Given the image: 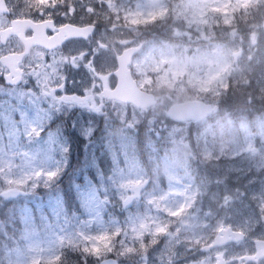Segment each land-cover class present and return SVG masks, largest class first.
Returning a JSON list of instances; mask_svg holds the SVG:
<instances>
[{
    "label": "rangeland",
    "instance_id": "374dc122",
    "mask_svg": "<svg viewBox=\"0 0 264 264\" xmlns=\"http://www.w3.org/2000/svg\"><path fill=\"white\" fill-rule=\"evenodd\" d=\"M22 1L46 9L54 8L53 2H59ZM255 4H262L264 8V0H74L72 8L78 7L84 14L95 17L100 26L108 20L103 27V33L108 35L102 43L111 44V47L98 50L100 66L98 70H89L90 76L80 75L84 71L81 66L72 75L83 87L98 84V79L92 76L105 72L107 62L118 49L126 44H138L143 37L145 47L134 61V71L142 86L159 90L164 105L199 97L210 101L220 92L235 95L241 88L239 92L243 94H255L252 98L259 100L258 107L262 106L259 122H264V43L261 41L264 9L257 14V9L252 7ZM166 9L171 10L177 20L169 27L161 26L163 20L159 19ZM160 29H173V34L167 36ZM57 59L59 55L45 56L36 51L32 58L33 68L23 87L0 84V240L10 239V245L0 242V264H99L100 260L112 256L122 264H213L216 254L228 255L229 252V260L237 259L243 252H234L229 246L209 253L196 250L211 243H205L211 241V232L224 227L229 220L243 227L264 225V157L257 155L258 151H264V146L253 141L257 123L233 120L234 112L224 109L221 112L224 116L210 121L217 128L230 122L228 136L216 141L214 136L206 134L204 126L196 130L189 128L191 125L169 124L163 117V110L141 117L127 106L105 103L113 117L98 119V122L88 118L86 124L84 108L74 104L63 106L50 96L49 84ZM69 70L74 69L70 66ZM73 86L78 88L79 85L73 82ZM92 88L87 87L85 91L91 92ZM224 94L219 99L223 104L229 96L222 98ZM54 114L60 117L55 122L72 121L82 136L91 137L90 144H96V153L78 166L84 175L79 171L75 176L70 175L75 171L72 167L64 171V165L59 164L62 160L52 156L57 150L47 148L46 138L38 139L32 133L33 129L39 131L42 119L48 120ZM122 115L129 119H145L149 129L144 126L139 132L146 134L158 130L160 140L164 136L165 140L169 139L164 145L168 154L180 159L187 156L194 138L205 135L210 147H215V152H211L216 156L224 153L221 159L215 158L210 163L213 186L210 192L225 193L232 199L236 197L232 192L242 185L239 180L247 173L251 178L254 172L256 180L253 177L245 181L244 186L249 193H258L259 199L244 209L242 205L237 206L227 218L223 216L218 220L219 213L211 207H205L201 213L199 207L192 205L199 192L190 188V181L177 176V168L165 169L164 190L157 178L148 183V176L135 165L113 167L107 164L102 175L99 174L93 167L100 152L115 158V151L119 150L114 145L104 149L101 143H105L107 136L121 134L124 128L135 131L133 125L139 123L120 122L118 117ZM226 115L232 116L231 119ZM206 124L205 129L208 126L211 129L210 123ZM63 127L56 124L57 129ZM260 127L263 126L259 125L258 129ZM191 132L189 140L187 136ZM258 136L263 143L262 128ZM54 140L60 143L61 137L55 135ZM201 151L204 157L208 156L205 146ZM89 167H92L90 171ZM240 172L244 175L240 176ZM105 174L109 178H105ZM96 175L101 178L98 180ZM58 179L74 180L75 187L72 183L64 189L46 187ZM92 180L101 188L99 196L95 194ZM37 184L41 186L39 192L35 191ZM25 185L27 190H24ZM151 185L154 187L149 188ZM21 190L33 192L29 195L32 199L26 197L25 204L10 210L12 214L5 219L1 214L9 209L6 202L15 192L21 194ZM44 195L50 199L53 213L51 219L39 222L33 212V199H43ZM211 220L215 224L210 223ZM192 225L196 229L203 227L202 232L204 229L205 232L186 233ZM245 247L248 246L241 248Z\"/></svg>",
    "mask_w": 264,
    "mask_h": 264
},
{
    "label": "flooded vegetation",
    "instance_id": "af4514ba",
    "mask_svg": "<svg viewBox=\"0 0 264 264\" xmlns=\"http://www.w3.org/2000/svg\"><path fill=\"white\" fill-rule=\"evenodd\" d=\"M7 2L10 5L11 13L10 15H4L0 13V32L7 27L11 25V22L13 20H18L23 22L25 19H33L35 22H40L44 19H52L55 22V25L57 27H60L65 22V18L63 16H59V18L56 17H41L38 16L39 14L38 10L36 9H28L26 13H23L22 4L15 3L14 0H7ZM79 24V23H77ZM18 34L11 35L5 44L1 42V36H0V56H3L5 54L10 53H20L24 50V43L20 36H23L24 38H30L34 34V30L29 26V24H21L20 30H18ZM48 35H51L55 32V30L50 31L48 30ZM36 51L42 52L45 56L49 55H56L58 54L63 58L62 60H57L56 70L52 71L53 74V80L50 84L55 82L58 75L60 78H62L61 84L64 87V92L70 93V94H83L87 95L89 97V101L91 102L96 96L99 95L98 92V86H95L92 88L91 92H86V87L82 86L81 82L76 79L74 75H72L78 68V66H81L84 70V72L92 70L99 61L98 56V44L96 39H90V40H82V39H72L69 40L64 46L61 48H58L54 51H48L42 47H34L30 49V53L24 58L23 62L21 63L20 67L24 71V77L26 81V76L28 78L29 72L33 68L32 66V58ZM71 58V59H70ZM63 61V67L60 71V65ZM70 66L74 70H69ZM0 70H2L0 74V81L3 80L4 75L7 71V69L4 67H0ZM102 83L104 85L112 86L114 84V76L110 75H101ZM72 81V82H71ZM73 82H76L79 86L78 88L73 86ZM49 84V85H50ZM19 88V87H15ZM92 99V100H91ZM73 104V103H69ZM77 105L78 104H74ZM79 107L83 108L84 105H79ZM257 195H251V200H257ZM253 252V251H252ZM262 261H264V257L253 260L250 264H260Z\"/></svg>",
    "mask_w": 264,
    "mask_h": 264
},
{
    "label": "water",
    "instance_id": "95a60500",
    "mask_svg": "<svg viewBox=\"0 0 264 264\" xmlns=\"http://www.w3.org/2000/svg\"><path fill=\"white\" fill-rule=\"evenodd\" d=\"M5 9V6L3 3L0 4V10ZM92 28H86L83 29V32L87 34L90 32ZM79 30V29H78ZM79 32V31H78ZM78 32L73 33L74 35H77ZM43 40L41 38H37L34 43H31L33 45L36 44H42ZM138 50V48H132L128 49L124 55L121 58L122 62V69H121V78L123 81V84L125 86L121 87V96H126V99L128 100H135L137 98V93L135 90V86L131 81V77L126 71V65L128 64L130 57ZM125 87H128L125 90ZM210 112H212V107L210 105L204 104L202 101H188L184 103H177L171 106L169 114L177 119V120H186V119H195V120H200L204 118L206 115H208ZM222 241L216 242V244H221ZM100 264H119V262L114 259V258H108L103 261H101Z\"/></svg>",
    "mask_w": 264,
    "mask_h": 264
},
{
    "label": "snow or ice",
    "instance_id": "6c2138e0",
    "mask_svg": "<svg viewBox=\"0 0 264 264\" xmlns=\"http://www.w3.org/2000/svg\"><path fill=\"white\" fill-rule=\"evenodd\" d=\"M32 133L36 135L38 139L40 138H47L50 135H57L62 138V142L66 141V151L63 152L62 156V162L64 165V171L68 167V157L73 154L72 151V133H75L77 137H79L81 140L84 141L86 145L90 146V139L91 137H84L78 132L75 128V126H72L70 129L65 127L61 129H57L55 126V117L49 118L47 123L44 124L39 128V131H36V129L32 130ZM95 134V133H93ZM133 150V145L131 143H124L119 147V150L115 151V158L114 160L110 158V162L112 163V166L115 167L116 165H123L127 163V159L129 157L130 152ZM79 154V153H77ZM99 161H97V164ZM102 169H101V175H102ZM101 177L97 175V179L99 180ZM51 185H49V188ZM92 187L95 190V194L99 196L101 192V188L97 185L95 181L92 180ZM41 190L40 184L36 185V192H39ZM45 191H48V188L44 189ZM64 193L61 191V196L63 197ZM46 215V214H45Z\"/></svg>",
    "mask_w": 264,
    "mask_h": 264
},
{
    "label": "trees",
    "instance_id": "16d2710c",
    "mask_svg": "<svg viewBox=\"0 0 264 264\" xmlns=\"http://www.w3.org/2000/svg\"><path fill=\"white\" fill-rule=\"evenodd\" d=\"M252 7L253 8H255V9H257V12L259 13L260 11H262V6H261V4H255V5H252ZM243 97H244V95H242V93L240 92L239 93V95H238V97L236 96V95H234L233 97H231V101H232V103L233 102H235L236 101V99H240L239 101L240 102H243L242 100H243ZM257 102V101H256ZM254 105V103L252 104H250V105H244V107H247V108H250L251 106H253ZM235 106V109L236 108H239V104H237V105H234ZM233 107V106H232ZM252 109H258V108H252ZM194 167H196V168H199V166H198V163L196 162L195 164H194ZM199 178H201L200 176H201V173H199V175H197ZM206 180H207V178H206ZM3 243V242H2Z\"/></svg>",
    "mask_w": 264,
    "mask_h": 264
}]
</instances>
